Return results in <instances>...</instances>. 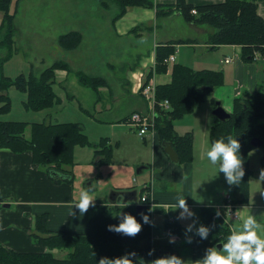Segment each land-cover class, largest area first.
Returning a JSON list of instances; mask_svg holds the SVG:
<instances>
[{"label":"trees","instance_id":"trees-1","mask_svg":"<svg viewBox=\"0 0 264 264\" xmlns=\"http://www.w3.org/2000/svg\"><path fill=\"white\" fill-rule=\"evenodd\" d=\"M111 1L118 6L112 23L125 14L128 6L154 9L156 18L178 12L188 23L208 25L214 29L207 40L210 49L222 45H237L240 47V57L244 62L254 61L256 54H264V19L257 13V0H224L204 5L189 4L185 0H176L172 4H161L155 0ZM11 2L12 0H0V11L3 13L0 23V47L8 49L7 54L0 59V114H6L11 109V101L7 94L11 86L27 94L23 102L25 109L43 110L53 106L58 100L52 87L56 70L71 71V67L66 62L56 61L38 76L32 72L27 76L20 74L14 79L4 76L3 63L13 54L14 14L10 13ZM193 10L196 13H192ZM81 41L82 34L78 31H70L58 36V45L67 51L77 48ZM193 42L195 41L177 40L169 44L157 45L155 67L147 72L145 83L154 74L167 72L166 59L175 53V44ZM75 74L81 84L94 90L100 84L106 83L104 79L91 77L81 70L75 71ZM223 83L224 77L221 71L194 70L186 65L174 63L171 67L170 82L156 86L155 132L161 144L162 141H168L174 147L179 156L178 163L192 160L193 136L191 132L178 134L173 122L193 111L204 96ZM163 100L169 102V109L160 106L159 102ZM215 106L214 104L213 109ZM229 113L230 118L225 121L216 119L218 124L210 132V142L228 136L236 137L240 141L245 174L238 184H229V186L234 202H247L249 179L252 175L248 153L255 148L251 145V139L257 137L263 140L264 149V124L261 122L264 117V98L259 95L250 99L235 98L232 111ZM27 128H29L28 137L25 134ZM86 145L93 147V165L96 168L112 163L113 146L108 139L102 138L98 142H91L77 122L52 124L0 120V150L14 153L31 152L33 163L45 168L47 176L54 181L72 182L74 148ZM99 177L100 175H97L96 179ZM136 206L137 203L128 202L95 213L89 220L88 230L85 233L49 232L45 227L47 214L39 215L35 219L37 234L33 237L45 249L42 252L25 253L0 245V264H98L100 258L112 259L132 251L137 253V257H142L145 261L149 258L152 261L153 258L149 255V251L153 250L149 245L151 235L149 223L143 224L141 231L135 236L110 231L108 228L110 224H119L122 219L120 213H130L136 216L138 221H141V213L151 216L148 205L142 204L143 209L140 212L136 211ZM214 213V207H204L201 225L210 228L208 238L212 245L221 243L223 246L232 231L223 221L216 219ZM165 226L172 233H179L175 220L166 219ZM54 250L67 252L63 257H57ZM157 250L167 252L165 256L173 253L168 248ZM157 250L152 251L154 259L161 257L155 255Z\"/></svg>","mask_w":264,"mask_h":264},{"label":"crops","instance_id":"crops-1","mask_svg":"<svg viewBox=\"0 0 264 264\" xmlns=\"http://www.w3.org/2000/svg\"><path fill=\"white\" fill-rule=\"evenodd\" d=\"M155 1L161 4H172L175 3L176 0ZM185 1L193 5H204L223 2L224 0ZM257 13L264 19V0H257ZM178 18L182 17L178 12H175L174 15L166 17L165 19H167L170 23L178 24V20H180ZM157 19L158 18L155 16L154 9H131L126 11V13L121 18L116 20L115 23H112L108 28L99 25L95 26V28L105 29L111 32V34L116 38L115 40L120 41V38L126 37L132 30L135 29H141L140 34H142L144 31L140 25H143L145 22L152 23V21ZM186 24L187 26L179 24V28L167 27L161 33L158 32L156 27V35L153 37L155 48L157 45L169 44L177 40H194L195 42L193 43H186V47L195 48L198 51H203L204 48L210 49V46L207 44V39L208 35L211 34L214 29L208 25H198L193 23ZM186 29L190 31V36L182 35ZM81 34L82 41L80 45L73 50L66 51L67 57L64 59L67 60L64 61L69 64L72 69L81 70L91 77L102 78L106 81L107 79L104 76L89 72L88 67H83V65L88 63L90 44L92 42L100 41L101 37L96 38L95 41H92L88 38L86 41L84 34ZM199 37L206 39V42ZM155 48L151 54L149 53L150 55L148 54L146 58L141 60L140 66H138V60L140 59V57H138L135 64L128 69L127 77L124 78L126 94L132 100L135 99L138 101L137 106H135L133 109H130L125 114H122L118 113L117 110H113V105L98 103L100 100H103L102 98H104V93L109 96L108 100H111L112 102H115L119 99L118 95L114 96L113 91L109 88L110 85L109 87L105 86L108 82L107 80L106 83H102L98 86V88H96L98 93L97 103L103 105L99 108V112H97L99 117H103L107 112H110L111 115L108 119L113 121L110 122L111 124L118 123L119 121L127 123V119L133 111H139L142 113H146L148 111L147 101L138 91L140 85L146 80L145 77L147 72L155 67ZM100 50H102V48H100ZM216 52H221V55L223 56V58L220 59V65H218L217 68H199L196 70L208 69L213 71H221L223 73L224 82H230V85L232 86L230 91L231 94H228V100L225 102L228 105L226 108L227 112L232 111L233 100L235 98L242 97L250 99L256 95L264 98V54H256V59L254 61L244 62L240 57V47L237 45H222L216 50ZM226 58L229 59L228 62L224 61ZM170 63H172V65L174 63L181 64L180 57L177 58L174 55V61L168 62L167 72L164 74H154L148 80V82H151L154 86L169 83L171 72V67H169ZM104 64L110 68H113L116 65L114 60L110 58H102L100 65L104 66ZM188 67L195 70V68L191 66ZM76 94L77 93H74L72 96H75ZM94 118L98 121L105 122L98 117L94 116ZM261 122L264 124V117L261 119ZM126 127L129 126L126 125ZM180 127L182 126L176 125L174 128L175 131L180 135L186 132H192V130L190 131L189 128H183V132H178L182 131L176 130V128L180 129ZM146 135L142 137L143 140L145 137H147ZM148 136H150L152 139L151 149H153V152L150 160L146 161V163L150 164H146L147 166H145V168L150 169L152 182L142 185L139 189L136 188L134 184L136 182L134 171L136 162L131 161H139L144 163V160L140 158L131 161L129 160L127 162H116V159L113 158L111 164L102 165L101 167L96 168L93 165V147H89L87 151L85 150V154L82 158L85 161V167L84 165L80 167L78 166L79 163L75 157V150L77 154L80 155L79 151H77V148L81 146H76L74 148L75 164L72 167L73 180L72 182H67L61 180L54 181L49 178L45 168H41L37 164L33 163L31 152L29 151L14 153L9 150H0V245L16 252H42L45 247L37 243V240H35L33 237L34 234H37L35 228V219L37 216L47 214L45 227L49 232L65 231L72 233H85L88 230V222L95 213L102 212L104 209L111 208L112 206L114 207L125 204L122 202L121 196H117L116 200L111 202L109 200V194L111 191L136 190L137 199L138 196L143 193L142 195L149 194V196L154 200L155 206L152 208L149 207V209L151 215L154 211L164 215L163 228L165 226L166 219L175 220L179 227L178 234L172 233L169 228H164V234L162 236H159V234L156 235V233H154L152 237V218L150 216L149 225L151 235L149 238V245L151 249L155 251L158 248H168L179 256V248L183 247V251L189 252L187 257H190L191 264H196L198 260H202L206 255V249L212 247V243L209 238L201 239L196 233V229L203 222L202 209L204 207H215L223 204L227 196L232 198V195L229 192H225L226 190L223 186L227 184V181L223 183L220 180V184L219 181L216 182L218 183L217 187H215L213 184L210 186L209 190H204L201 194H196V196L193 195L191 188L187 185V181L189 179L188 173L189 171H192L191 168H193V166H191V161L183 163V165L182 163L172 162L165 154L161 141L158 139L156 132H150L148 133ZM102 138H107L109 143H111L110 138L107 136H100L91 142H98ZM258 148L260 147H255L248 153L250 169L251 157L253 155H258L262 161L264 149L258 151ZM263 168L264 165L262 163V169ZM262 169L255 173L264 176V174H262ZM103 173L107 174V176L108 174H111L108 177L107 188L111 189L109 190L105 199L106 208L100 210V207H102L104 204H98V200L95 198V189H93L92 184L95 180H97L96 176L100 175L101 177ZM253 174L254 172L252 171V175L249 179V199L247 202L250 203L252 200L251 178H253ZM102 179L103 177H101V180ZM157 181H159V187L155 184ZM84 187L90 188V191L93 192L95 202L94 205H90L89 209L85 213H80L79 209L76 208L74 204L79 198L80 190ZM181 194L185 196L189 208L195 214L194 216L179 217V212L182 211V209L170 208L171 205L177 203V200ZM129 202L136 203L137 201L135 200ZM235 203L237 204V202ZM5 204H8L9 207H4L3 205ZM262 207H264V205ZM256 218L258 220L260 219V221H264V218ZM236 219H238V216ZM189 224L193 225L192 231H187ZM165 231L168 234L167 237ZM231 231H235L233 226ZM187 237H192L191 243L187 241ZM61 251V253H64V255L67 252L63 250ZM56 252H60V250H54V254ZM150 256L154 259L153 254Z\"/></svg>","mask_w":264,"mask_h":264},{"label":"rangeland","instance_id":"rangeland-1","mask_svg":"<svg viewBox=\"0 0 264 264\" xmlns=\"http://www.w3.org/2000/svg\"><path fill=\"white\" fill-rule=\"evenodd\" d=\"M131 9L139 10L150 8L141 6L126 7V11ZM117 11L118 6L111 0H12L10 13L14 14L13 54L3 63L4 76L14 79L20 74L27 76L30 72L38 76L53 62H65L67 60L64 59L67 57V50L58 45V36L61 34L78 31L84 34L86 41L88 38L95 41L96 38L101 37L100 41L90 44L88 63L83 65V67H88L89 72L104 76L108 80L105 86L109 87L110 85L109 88L113 91L114 96L118 95L119 98L117 101L112 102L108 100L109 96L104 93L103 100H100L98 103L113 105V110L125 114L130 109L135 108L138 101L135 99L132 100L126 94L124 78L127 77L128 69L135 64L138 57H140L138 60V66H140L141 60L146 58L154 50L153 37L156 35V27L158 32L161 33L167 27L179 28V24L187 26L186 23L188 22L183 18H178L180 20H178V24H175L165 19L175 13L165 17H158L152 23L145 22L143 25H140L144 31L142 34H140L141 29H135L118 41L115 40L116 38L111 32L105 29L95 28L97 25L108 28L112 24V18ZM2 15L3 13L0 11V23ZM182 35L190 36L191 33L186 29ZM199 38H202L206 42V39H203V37ZM186 45V43H179L175 46L176 51L174 55L177 58L180 57L181 64L191 66L195 70L199 68H217L220 65V59L223 56L221 52H216L219 47L214 50L204 48L203 51H198L195 48H188ZM7 52L8 49L6 47H0V59ZM102 58H110L114 60L116 65L113 68L105 66V64L101 66ZM169 67H172V63H170ZM74 70L78 69L71 68V71L56 70V78L52 87L58 100L53 106L43 110L33 111L25 109L23 102L26 100L27 94L19 91L15 86H11L7 90L11 101V109L6 114H0V120L28 123L45 122L52 124L72 121L80 125L82 124V128L84 127L83 131L87 134L90 141H94L100 136L110 138L113 146V158L116 159V162H127L129 160H136L137 158L144 160V163L131 161L136 162V166L134 167L136 177L134 184L136 188L139 189L142 185L148 182L151 183L149 168H145L142 172L136 173L138 166H147L146 164H150L146 163V161L150 160L153 152V149H151V137L147 134V137L143 140L139 136L137 128L123 121L111 124L110 122L113 121L108 119L111 115L110 112H107L103 117H99L97 112H99V108L103 105L97 103V91L81 84ZM231 89L230 82H224V84L216 87L208 95L204 96L199 102L198 107L193 111L184 114L173 122L174 128L176 125L182 126L180 129L176 128V130H182L178 132H183V128L192 130L191 166L193 168L188 173L189 179L187 185L191 188L195 196L196 194H201L204 190H209L213 184L217 187L218 183L216 182L219 181L220 184V180L223 183L226 181L224 173L219 170V162L215 165L212 164L206 156V151L211 146L210 132L218 124L217 118L212 115L213 105L216 101L220 102L221 106L226 110L228 105L225 102L228 100V94H231ZM74 93L77 94L72 96ZM154 112L156 113V110ZM94 116L105 122L98 121ZM126 125L129 127H126ZM25 134L27 137L29 136V128H27ZM89 147L91 146L86 145L77 148L80 155L75 150V157L79 163L78 166L82 167L84 165L85 167V161L82 158L85 150L87 151ZM261 149L263 147L258 148V151H261ZM74 164L75 159L73 166ZM261 169V158L258 155H253L251 157V170L254 172L253 178H251L252 200L251 203L237 202L238 219L231 221L235 231L240 230L239 228L242 227L243 219L248 214L258 218H264V207H262L264 205V176L255 173ZM109 175L111 174L107 176V174L103 173L101 175L103 179L101 180L100 177L92 184L93 189H95V198H97L98 204H104L100 207V210L106 208L105 199L111 189H107ZM155 184L159 187V181ZM223 186L225 187V192H229L231 195L233 194L228 182ZM163 217L164 215L162 213L157 211L152 212V237L154 233L156 235L159 234V236L164 234V228L166 227L164 226L163 228ZM260 222L264 223V221ZM165 233L167 237L168 234L166 231ZM261 234H264V228H262ZM216 246V244L212 245V247ZM179 250V256L191 264L190 257H187L189 252L183 251V247H180ZM218 250H222V248ZM61 252H56L55 255L57 257H63L64 253ZM147 260L148 262L150 261L149 258Z\"/></svg>","mask_w":264,"mask_h":264},{"label":"clouds","instance_id":"clouds-1","mask_svg":"<svg viewBox=\"0 0 264 264\" xmlns=\"http://www.w3.org/2000/svg\"><path fill=\"white\" fill-rule=\"evenodd\" d=\"M206 156L212 164L219 162V170L225 175L226 181L229 184H238L245 174L243 160L241 158V143L233 136L227 138L221 137L211 143L210 148L206 151ZM264 174V173H262ZM95 198L90 188H82L79 192V198L74 206L79 209L80 213H85L90 205H94ZM171 209H182L179 212V217H192L194 212L189 208L185 196L181 194L177 203L170 206ZM122 216L119 224H110V231L122 233L128 236L138 234L143 224L150 222V217L147 213H141V221H138L136 216L130 213H120ZM219 215V213H217ZM264 228V223H261L256 216L248 214L243 219L242 227L238 231H232L222 250L216 247L206 249V255L202 260H198L196 264H264V234L261 230ZM193 225L189 224L187 231H192ZM210 228L205 225H200L196 229L197 235L201 239H207ZM174 239V238H173ZM189 243L192 242V237H187ZM149 251V255L152 254ZM136 257V259H133ZM98 264H190L182 257L171 254L158 257L150 262L145 261L142 257H137L135 251L126 253L116 258L103 257L100 258Z\"/></svg>","mask_w":264,"mask_h":264},{"label":"water","instance_id":"water-1","mask_svg":"<svg viewBox=\"0 0 264 264\" xmlns=\"http://www.w3.org/2000/svg\"><path fill=\"white\" fill-rule=\"evenodd\" d=\"M215 108L212 110V115L214 117H216L218 120L220 121H225L227 119L230 118V113H228L227 111H225V109L221 106L220 102L215 103ZM251 145H253L254 147H262L263 145V140L257 138V137H253L251 139ZM162 147L163 150L165 152V154L167 155V157L172 161V162H177L179 159L178 153L176 152V150L174 149V147L168 142V141H162ZM262 163L264 165V154L262 157ZM143 169H145V166H139L136 168V173H140L143 171ZM117 196H121L122 197V202L126 203L129 201H135L136 200V190H131V191H111V193L109 194V200L111 202H114L116 200ZM4 207H9L8 204L3 205ZM143 209V206L138 205L136 206V211L140 212ZM218 249L222 248L221 244H218L216 246ZM166 254H168L167 252H162L160 250H157L155 252V255H159V256H165ZM169 254H173V253H169Z\"/></svg>","mask_w":264,"mask_h":264},{"label":"bare ground","instance_id":"bare-ground-1","mask_svg":"<svg viewBox=\"0 0 264 264\" xmlns=\"http://www.w3.org/2000/svg\"><path fill=\"white\" fill-rule=\"evenodd\" d=\"M194 11V13H196V11L195 10H193ZM193 13V12H192ZM227 60V61H226ZM169 61H174V55H171L170 57H168L167 59H166V62L168 63ZM224 61H226V62H228L229 61V59L228 58H226V59H224ZM146 82V81H145ZM145 82H143L141 85H140V87H139V93L143 96V98L147 101V103H148V107H149V111L151 112L152 111V103H153V106H155V103H156V97H155V92H156V86H154L151 82H147V83H145ZM147 85H149V86H151V88L153 89V98H149V97H147V95L143 92V88L145 87V86H147ZM166 102V103H165ZM159 104H160V106L161 107H163V108H166V109H169L170 108V106H169V102L167 101V100H163V101H161V102H159ZM226 111V110H225ZM149 112V113H150ZM134 113H139V114H149L148 113V111L146 112V113H142V112H139V111H134V112H132L131 113V115L129 116V118L127 119V123L128 124H130L132 127H135V128H137L138 129V134H139V136H141V137H144L146 134H148L149 133V131L148 132H146L145 134H140L139 133V126H137V125H135L133 122H132V120H131V117H132V115L134 114ZM229 113V112H228ZM154 131H155V124H154ZM153 131V132H154ZM178 161H179V159H178ZM177 161V162H178ZM143 196H145L146 197V200L143 202L142 200H141V198L143 197ZM136 199H137V197H136ZM137 202V204H139V205H141L142 206V204H144V205H148L149 207H153V206H155V203H154V200L149 196V194H144V195H141L140 197H138V199L136 200ZM230 203L232 206H233V208H234V211H235V213H236V217H234V218H228V217H226L225 216V214L223 213V210H224V208L222 207V206H224V205H226L227 203ZM150 203H153V206H151L150 205ZM138 206V205H137ZM215 208V213H214V217L216 218V219H220L221 221H223L231 230H232V223H231V221L232 220H235L236 218H237V216H238V212H237V204L233 201V199L230 197V196H227L226 197V200H225V202L223 203V204H221V205H218V206H215L214 207ZM218 210H220V212H221V216H217V212H218ZM147 224V223H146ZM219 244H221V243H219ZM218 245V244H217ZM222 245V244H221ZM153 254V253H152Z\"/></svg>","mask_w":264,"mask_h":264},{"label":"built area","instance_id":"built-area-1","mask_svg":"<svg viewBox=\"0 0 264 264\" xmlns=\"http://www.w3.org/2000/svg\"><path fill=\"white\" fill-rule=\"evenodd\" d=\"M194 13V11H192ZM227 61V60H226ZM143 92L147 95L149 98H153V89L151 86L147 85L143 88ZM166 103V102H165ZM154 106L152 103V111L149 114H139L134 113L131 117L132 122L139 126V133L145 134L146 132H153L154 131V124H155V112H154ZM141 200L144 202L146 200V197L143 196ZM151 206H153V203H150ZM224 208L223 213L228 218H234L236 217V213L234 211L233 206L228 202L226 205L222 206ZM219 215L221 216L220 210H218Z\"/></svg>","mask_w":264,"mask_h":264}]
</instances>
